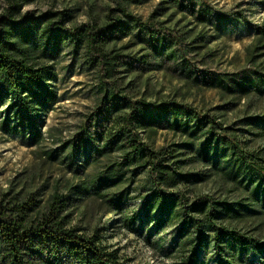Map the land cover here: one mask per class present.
Listing matches in <instances>:
<instances>
[{
    "label": "trees",
    "instance_id": "trees-1",
    "mask_svg": "<svg viewBox=\"0 0 264 264\" xmlns=\"http://www.w3.org/2000/svg\"><path fill=\"white\" fill-rule=\"evenodd\" d=\"M32 1L9 0L0 15V131L28 145L41 143L44 119L59 102L55 61L65 45L74 55L83 52L99 71L95 106L76 133L47 158H61L75 173L90 161L106 162L69 191L79 200L100 199L119 213L130 232L162 255L176 258L171 264H264V238L237 226L247 217L264 215V147L250 146L253 138L264 137V112L227 123L211 110L188 103L133 98L119 86L117 76L122 66L143 72L164 66L189 81L216 85L228 96L264 97V19L245 22L255 40L249 65L218 71L203 67L211 49L194 58V50L204 48L195 45L203 35L176 33L159 20L175 8L200 24L233 22L231 14L217 12L208 0H159L147 19L120 6L108 10L103 25L75 26H67L70 10L21 12ZM125 38L147 53L134 58L107 50L110 43ZM159 130L179 140L155 148L141 136ZM199 165L204 169L193 168ZM214 176L245 196L235 201L189 195L188 186ZM134 201L138 208L132 207ZM73 202L71 196L56 192L42 204L32 195L0 198V264H123L118 250L104 246L98 232L85 235L68 225ZM168 228L169 237L164 232Z\"/></svg>",
    "mask_w": 264,
    "mask_h": 264
},
{
    "label": "rangeland",
    "instance_id": "rangeland-1",
    "mask_svg": "<svg viewBox=\"0 0 264 264\" xmlns=\"http://www.w3.org/2000/svg\"><path fill=\"white\" fill-rule=\"evenodd\" d=\"M158 1L144 0L139 4H126L123 0H34L24 4L21 12L30 11L34 15H41L46 11L70 10L72 19L67 22V26L86 23L103 25L107 21L110 8L122 6L130 13L147 19L155 10ZM208 2L217 12L231 14L233 22L224 26L217 23L213 26L200 24L187 13L179 12L175 8L167 10L159 20L176 33L184 32L188 37L204 36V40L195 43L204 45V48L194 50L193 53L198 52V55L191 56V60L200 59L206 53V49H211L203 66L205 69L235 71L247 67L255 40L245 22L260 23L264 19V0H208ZM8 5L9 0H0V15L6 11ZM132 42L125 38L110 43L106 48L134 58L147 53L141 45L134 46ZM55 67L59 102L44 119L41 127L42 142L28 145L19 137L5 135L0 131V198L24 199L32 195L40 199L42 204L55 192L69 195L74 199V205L67 211L68 225L85 235L98 232L102 236L104 246L118 250L123 264L173 263L176 258L162 255L142 237L130 232L120 220L119 213L110 210L100 199L91 196L79 200L78 194L69 191L70 186L85 183L102 169L106 162L104 158L98 163L90 161L77 173L61 161V158L59 160L47 158L49 151L56 149L76 133L79 125L92 111L99 80L98 69L89 64L83 52L74 55L67 45L63 47L61 55L55 61ZM119 69L120 73L117 74L119 86L127 95L136 99L155 102L176 100L188 103L199 110H211V113L221 116L220 119L227 123L244 115L264 112V97L228 96L216 85L204 81H189L164 66L148 72L139 69L130 71L126 66ZM225 104H228L226 109L222 108ZM141 136L155 148L165 147L179 140L178 136L168 130H159L151 136L141 132ZM250 146L254 149L264 147V137L253 138ZM115 155L114 158L118 154ZM193 168L204 169L200 165ZM144 177L145 175L139 177L141 184ZM188 187L191 196L209 194L235 201L245 196L239 189L223 182L218 176ZM133 205L131 206L138 208L139 202L134 201ZM237 226L243 231H249L251 235L264 238V215H258L256 218L247 217ZM164 232L168 237L171 234L170 228Z\"/></svg>",
    "mask_w": 264,
    "mask_h": 264
}]
</instances>
